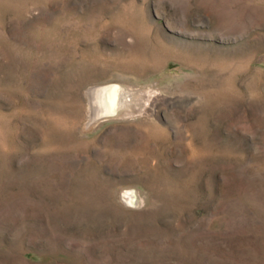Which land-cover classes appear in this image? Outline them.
<instances>
[{
    "label": "rangeland",
    "instance_id": "obj_1",
    "mask_svg": "<svg viewBox=\"0 0 264 264\" xmlns=\"http://www.w3.org/2000/svg\"><path fill=\"white\" fill-rule=\"evenodd\" d=\"M0 264H264V0H0Z\"/></svg>",
    "mask_w": 264,
    "mask_h": 264
},
{
    "label": "bare ground",
    "instance_id": "obj_2",
    "mask_svg": "<svg viewBox=\"0 0 264 264\" xmlns=\"http://www.w3.org/2000/svg\"><path fill=\"white\" fill-rule=\"evenodd\" d=\"M110 85H95L86 90L88 101L87 124L89 127H95L96 124L108 119L122 118L135 112H144L145 116L150 115L159 99L158 95L150 90L136 94L128 92L120 85L121 91L112 89L109 87ZM115 110H117V113L110 116L109 113ZM137 195L135 191L131 190L124 192L121 198L126 205L136 207L140 203L139 195Z\"/></svg>",
    "mask_w": 264,
    "mask_h": 264
},
{
    "label": "water",
    "instance_id": "obj_3",
    "mask_svg": "<svg viewBox=\"0 0 264 264\" xmlns=\"http://www.w3.org/2000/svg\"><path fill=\"white\" fill-rule=\"evenodd\" d=\"M109 87H111L112 89H118V90L121 91V88L119 87L118 84H111ZM116 113H117V110L112 111V112L109 113V114H110V116H114Z\"/></svg>",
    "mask_w": 264,
    "mask_h": 264
}]
</instances>
